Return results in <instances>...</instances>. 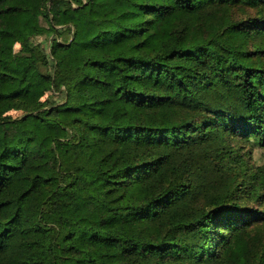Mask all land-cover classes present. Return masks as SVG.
<instances>
[{
    "label": "trees",
    "instance_id": "1",
    "mask_svg": "<svg viewBox=\"0 0 264 264\" xmlns=\"http://www.w3.org/2000/svg\"><path fill=\"white\" fill-rule=\"evenodd\" d=\"M257 148L264 0H0V264H264Z\"/></svg>",
    "mask_w": 264,
    "mask_h": 264
},
{
    "label": "rangeland",
    "instance_id": "2",
    "mask_svg": "<svg viewBox=\"0 0 264 264\" xmlns=\"http://www.w3.org/2000/svg\"><path fill=\"white\" fill-rule=\"evenodd\" d=\"M40 40V39H39ZM252 159L254 162H263L264 160V149H254L252 153Z\"/></svg>",
    "mask_w": 264,
    "mask_h": 264
}]
</instances>
